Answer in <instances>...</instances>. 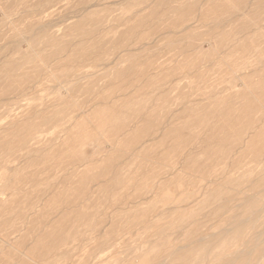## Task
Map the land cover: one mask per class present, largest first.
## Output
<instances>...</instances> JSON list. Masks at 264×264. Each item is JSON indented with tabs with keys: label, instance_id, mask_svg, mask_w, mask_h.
I'll list each match as a JSON object with an SVG mask.
<instances>
[{
	"label": "rangeland",
	"instance_id": "1",
	"mask_svg": "<svg viewBox=\"0 0 264 264\" xmlns=\"http://www.w3.org/2000/svg\"><path fill=\"white\" fill-rule=\"evenodd\" d=\"M138 263L264 264V0H0V264Z\"/></svg>",
	"mask_w": 264,
	"mask_h": 264
},
{
	"label": "bare ground",
	"instance_id": "2",
	"mask_svg": "<svg viewBox=\"0 0 264 264\" xmlns=\"http://www.w3.org/2000/svg\"><path fill=\"white\" fill-rule=\"evenodd\" d=\"M236 115H237V114H236ZM1 197H2V196H1ZM255 215H256V214H255ZM255 215H254V216H255ZM245 222H246V221H245ZM160 226H161V225H160ZM226 231H227V229H226ZM209 238H210V237H209ZM214 238H215V237H214ZM56 255H57V254H56ZM30 260H31V259H30ZM145 260H146V259H145ZM138 264H139V263H138Z\"/></svg>",
	"mask_w": 264,
	"mask_h": 264
}]
</instances>
